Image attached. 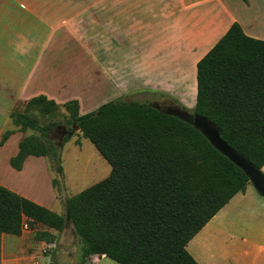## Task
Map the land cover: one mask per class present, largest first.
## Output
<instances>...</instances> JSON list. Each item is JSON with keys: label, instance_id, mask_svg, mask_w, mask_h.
Segmentation results:
<instances>
[{"label": "trees", "instance_id": "1", "mask_svg": "<svg viewBox=\"0 0 264 264\" xmlns=\"http://www.w3.org/2000/svg\"><path fill=\"white\" fill-rule=\"evenodd\" d=\"M70 128L60 143L41 124L59 105L43 95L9 118L24 138L11 157L20 171L27 157L58 162L73 128L108 162L109 175L65 200V215L0 185V264L2 235L20 236L24 225L62 232L68 222L82 243V256H105L117 264H198L188 242L238 193L249 179L195 127L138 101L114 100L80 114L77 100L63 104ZM193 114L212 122L222 140L255 168L264 166V40L247 36L239 23L196 63ZM72 126V127H71ZM13 134L6 131L0 146ZM61 172V167L56 169Z\"/></svg>", "mask_w": 264, "mask_h": 264}, {"label": "crops", "instance_id": "2", "mask_svg": "<svg viewBox=\"0 0 264 264\" xmlns=\"http://www.w3.org/2000/svg\"><path fill=\"white\" fill-rule=\"evenodd\" d=\"M107 1L0 0V140L12 129L10 112L33 97L43 95L58 105L77 100L80 112L85 114L114 101L115 94L127 85L148 82V62L139 63V76L134 78L122 66L123 51L142 50L146 58L158 41L170 44L174 55L183 61L188 51H199L197 63L233 22L239 23L247 36L264 40L263 7L260 3L251 7L249 0H241L236 8L230 0ZM150 19L153 23L159 20L158 37L157 32L150 34ZM196 63L192 68L194 93ZM186 73L182 72L181 82ZM97 95L104 99L94 101ZM82 99L88 108L83 109ZM18 142L15 132L0 146V150H7L0 163L11 171L14 169L9 160L17 154ZM31 157L26 158L20 171H14L22 174ZM248 191L247 185L244 193L233 198ZM191 255L198 264H207L196 254ZM6 258L2 257L1 264H30L35 260L14 255Z\"/></svg>", "mask_w": 264, "mask_h": 264}, {"label": "rangeland", "instance_id": "3", "mask_svg": "<svg viewBox=\"0 0 264 264\" xmlns=\"http://www.w3.org/2000/svg\"><path fill=\"white\" fill-rule=\"evenodd\" d=\"M230 1L232 8L241 4V0ZM113 3L115 0L107 1V4ZM257 3H260L264 11V0H249L251 7ZM149 25L150 34L157 32L158 37L159 20L153 23L150 19ZM142 53V50L123 51L122 66L135 78L139 76L136 74L140 67L139 63L143 65L148 62L150 66L148 82H133L116 93L117 96L112 100L138 101L164 111L179 108L193 113L196 85L194 93L192 68L199 51H188L187 59L183 61L174 55L170 44L161 45L157 41L146 58L142 57ZM117 58L119 61L118 56ZM185 70L188 73L181 82L179 78ZM102 99L104 98L97 95L93 100ZM83 101L82 99L83 109L88 108ZM24 107L25 103H20L13 110L24 112ZM79 113L83 114L80 110ZM28 114L41 124L57 123V127L50 133L54 143H60L62 132L70 128L67 124L68 112L63 105H59L58 111L48 116H42L37 109H31ZM10 130L18 133L19 142L24 138L38 136L33 131H20L13 126ZM16 139L14 138L13 143ZM6 153V149L0 150V158L2 159ZM58 166L61 167V172L56 170ZM261 171L264 173V167ZM109 173L108 162L81 132L73 128V135L69 141L62 144L58 162L50 157H31L25 164L22 174L11 171L1 162L0 184L64 216L67 198L105 179ZM248 189L246 194H239L233 198L225 206V210L212 218L214 220L209 227L203 229L189 242L187 251L190 255L196 254L207 264H264V199L250 184ZM10 255L20 258L35 257L30 264H117L107 258L99 259L100 257L96 255L83 258L82 243L76 238L69 222L62 232L36 224L32 227L27 226L20 236L3 235L1 260L5 256L9 259ZM41 257L45 259V263L39 261Z\"/></svg>", "mask_w": 264, "mask_h": 264}, {"label": "water", "instance_id": "4", "mask_svg": "<svg viewBox=\"0 0 264 264\" xmlns=\"http://www.w3.org/2000/svg\"><path fill=\"white\" fill-rule=\"evenodd\" d=\"M165 113L175 116L199 130L215 149L231 160L246 174L250 185L254 188L257 194L264 199V173L261 169L255 168L246 159L230 148L222 140L219 130L212 122L204 117L189 113L185 109L171 108L167 109Z\"/></svg>", "mask_w": 264, "mask_h": 264}, {"label": "built area", "instance_id": "5", "mask_svg": "<svg viewBox=\"0 0 264 264\" xmlns=\"http://www.w3.org/2000/svg\"><path fill=\"white\" fill-rule=\"evenodd\" d=\"M26 227H27V225L25 224L23 229H25Z\"/></svg>", "mask_w": 264, "mask_h": 264}]
</instances>
